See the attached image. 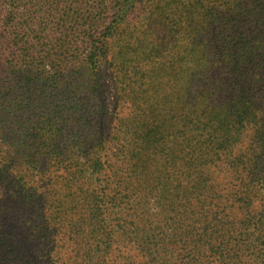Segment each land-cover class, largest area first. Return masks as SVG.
Returning <instances> with one entry per match:
<instances>
[{
    "label": "trees",
    "instance_id": "16d2710c",
    "mask_svg": "<svg viewBox=\"0 0 264 264\" xmlns=\"http://www.w3.org/2000/svg\"><path fill=\"white\" fill-rule=\"evenodd\" d=\"M218 1L116 0V11L108 25H104L102 30L84 28L82 31L88 40V54L84 61L87 82H81L75 71L65 75L59 72V67L55 68L60 66L58 56L63 51L62 44H56L55 49L50 42L44 41L45 37H41L40 44L46 50H36L27 40L28 30L23 32L22 44L16 53L20 64L15 71H19L20 78L28 83V86L24 85L27 90L32 83L43 94L53 89L58 93V87L61 88L58 100L70 104L75 119L69 125H62L56 134L61 135L60 132L67 129L76 139L72 143L71 139H65L64 147L62 141H55L54 138L48 140L45 138V119L38 123L40 127L34 128L33 135L39 133L40 137H19L12 141L4 135L0 136V219L3 217L0 231L6 228L13 231L20 224L27 241L25 245L17 244L0 232V264L51 263L54 247L50 248L42 240L47 239L46 235L60 219L48 213L46 221H42L40 184L37 183L52 166L47 161L58 168L73 167L74 177L70 175L73 181L76 183L88 177L92 188L85 196L89 204L90 227L87 235L95 243L84 242L83 259L79 260V264H132L131 255L139 257L142 251L145 261L139 260V264H179L175 260L176 254L166 249L178 231H165L167 243L160 247L152 246L151 241L156 236L155 227L144 214L138 216L137 210L145 204L140 200L132 201L129 192L150 191L147 178L152 177L161 183L158 199L164 200L170 188L165 181L167 178H164V174L168 173L166 168L180 160H183L186 168L195 166V161L204 160L215 167L213 175L224 181L222 186H218L217 194L225 207L219 212L221 215L214 217L210 225L213 226L212 231H207L210 226L206 229L207 217H204V232L197 235L196 250L207 258L204 264H241V255L247 249L253 251V263L264 264V0H251L249 17L228 10L230 23L225 20L223 5L219 4L221 7L217 8ZM245 1L228 0L226 5L232 2L241 5ZM173 12L178 13L180 18H171L169 15ZM78 16L75 12L76 24L81 18ZM178 21L185 27V42L180 49L183 59L186 62L196 61L195 73L199 81V93L187 92L181 99L178 111L184 126L196 133L193 140L184 139L187 151L181 156L171 147L162 145L167 137H156L157 130L160 135L166 131L165 122L173 120V114H159L155 124L146 120L121 123L126 118H117L121 132L113 133L108 126L106 98L97 80V75L101 76V62L109 54L110 39L118 34L120 26L126 28L122 33L128 38L131 32L134 36V28L145 30L156 23L162 28H171L177 26ZM211 24H214L211 29L214 31L213 40H199V31ZM64 31L73 38L80 36V31L75 28L54 32L62 34ZM21 32L10 31L14 34L13 44H19ZM40 33L45 32L42 30ZM128 39L123 46L128 52L119 51V64L116 65L117 75L121 77L117 90L123 93L122 78L127 73L120 56L131 54L133 47L130 46L131 39ZM157 52L153 47L149 54L152 56ZM53 54L57 55L55 62ZM47 64L53 73L45 69ZM68 83L74 84V91L87 89L94 101L83 103L79 95L73 98L68 96L69 92L74 94L68 89ZM25 99L27 106L32 104V96ZM0 108L1 112L7 111L4 101ZM60 110L58 107L57 112ZM84 134L91 135L86 163L78 156L65 159L64 154L69 151L64 149L71 144L73 146V143L83 142ZM150 134L155 136L153 139L156 143L148 141ZM246 139L248 142L244 143ZM160 145L164 146L161 152L158 150ZM248 170L253 178L247 176ZM124 172L131 175L122 177ZM204 176L201 174L199 181L181 191L179 199L182 200L184 219H193L202 207L199 196L201 191L208 188V174ZM238 212L242 213L240 218L233 215ZM128 244L136 245L139 252L123 255L125 249L120 247ZM30 245L34 246V252H30V248L28 251L25 249ZM45 251L47 253L41 259ZM181 264L198 262L192 254Z\"/></svg>",
    "mask_w": 264,
    "mask_h": 264
},
{
    "label": "rangeland",
    "instance_id": "374dc122",
    "mask_svg": "<svg viewBox=\"0 0 264 264\" xmlns=\"http://www.w3.org/2000/svg\"><path fill=\"white\" fill-rule=\"evenodd\" d=\"M227 2L228 0L217 2L218 5H223V7L219 5L217 8L221 7L225 10L226 21L229 23L231 21L228 10H234L243 17H249L248 14L252 9L251 0H246L241 5L233 2L226 5ZM115 6L116 0H0V105L4 101V105L7 106V111L1 112L0 108V113H2V121H0V131L2 132H0V136L4 135L12 141L19 137H33V139L40 137L39 133L33 135L34 128L40 127L38 123L45 119V138L62 141V147H64L65 139H71V143L73 140L75 141L76 138L74 139L67 129L62 130L61 135L56 134L62 125H69L71 120L75 119L70 104L58 100L61 88L58 87V93L53 89V91L43 94L38 90V86L32 83L30 89L27 90L25 86H28V83L20 78L21 73L19 71H15L20 64L16 53L19 51L18 47L22 44L23 32L27 30V40L36 50H46V47H42L40 44L41 37H45L44 41L50 42V46H54L55 49H57L56 44L60 43L63 45V51L58 56L60 66H55V68L59 67V72L65 75L75 71L74 74L82 79L81 82L83 80L87 82L88 73L84 61L88 54V40L82 31L84 28L102 30L104 25H108L113 18L116 11ZM75 12L79 15L78 17H81L77 24L74 23ZM169 16L174 20L180 18V15L176 12L171 13ZM207 27L204 26L199 31V40L210 42L213 40L212 34L214 31L212 32L211 29L214 24ZM65 28L78 29L80 36L73 38L65 31L62 34L54 32ZM11 30L22 31L19 33V44H13L14 34L10 33ZM42 30L45 33H40ZM124 30L126 28L120 26L118 34L110 39L111 46L108 50V57L101 62V76L97 75L99 86L102 85V95L106 98L109 113L108 126L110 125V130L113 133L118 134L121 132V124H117V118H126V121L121 123L146 120L151 124H155V122H158L159 114L165 116L173 114L175 118L165 122L166 131L160 135L157 130L156 137H167L162 145L166 148L171 147L176 154L181 156L187 151L184 139L193 140L196 137V133L185 127L178 116L181 99L187 92L199 93V81L195 73L197 63L195 60L186 62L180 50L181 45L185 42V27L182 22L178 21L177 26L171 28L170 26L162 28L157 23L154 27L150 26L145 30L141 27L140 29L134 28V36L131 32V36L128 37L131 39L130 46L133 47L130 50L131 54L120 56V59L124 61L122 64L126 65L125 72L127 73V76L122 78V87L125 88L123 93L121 90H117L119 86L117 83L120 82L121 77H119V74L117 75L116 65L119 64V61H117L119 51L128 52L123 48L129 40L122 33ZM136 37L139 38L136 40ZM139 40L140 42L136 43ZM153 47L158 52L151 56L149 51ZM52 57L55 62L57 55L53 54ZM45 69L51 73L54 72L48 64ZM81 69H84V71L82 72ZM67 87L74 91L75 86L73 83H68ZM29 95L32 96V104L27 106L25 98ZM77 95L83 103L94 101L89 97L90 94L87 93V89L84 88L74 91V94L68 93V96L72 98ZM58 107L61 109L59 113L57 112ZM176 116L178 117L176 118ZM153 134L148 136V141L152 144L156 143ZM89 137L91 135L84 134L82 139L85 140L76 145L73 143V150L72 144L64 149V151H69L64 154V158L78 156L86 163L89 153ZM1 139L0 137V143ZM247 142L246 139L244 143ZM162 145L158 147L160 152L164 148ZM190 150H192V147ZM195 162V166L190 168L184 166L183 160L178 161L175 165L167 166L168 173L164 174V178H167L165 181L170 188L164 200L159 201L158 199V189L161 183L152 177L147 178L150 191L129 192L132 201L140 200L145 204L143 208L137 210L138 216L144 214L149 218L151 225L155 227L154 233L156 236L151 241L152 246L160 247L162 244L167 243L168 239L164 236L165 231L166 233L174 230L178 231L177 236L171 244L166 246V249L172 250L173 254H176L175 260L178 263L180 262L179 264L185 263L192 254H194L198 264H204L207 261L205 256L197 253V235L204 232L205 222L203 218L207 217L205 225L207 229V226L212 224L214 217L220 214L221 209L225 207L224 201L217 194L218 186H222L224 181L221 177L213 175L215 167L208 162H204V160ZM47 163L52 164V166L49 167L44 178L37 181L40 184V204L42 203L43 209L42 221H46L48 213L55 218H59L60 221L46 235L47 239L42 241L47 242L50 248L54 247L50 264H79V260L83 259L81 253L85 246L84 242L92 245L95 243L87 235L90 227L88 225L89 204L87 203L88 198L85 196L88 190L92 188L88 183V177H83L76 183L73 181L70 176L73 175L74 177L73 167L63 169L56 167L53 162L47 161ZM159 169L163 170L161 167ZM221 169L224 170V167H221ZM201 174L203 176L208 174L206 182L208 188L201 191L199 196L202 207L197 210L193 219H184V216H182V200L179 199L181 191L190 188L193 183L199 181ZM130 175V173L124 172L122 177H129ZM247 176L253 178L249 175V170ZM98 177L102 178V176ZM231 185L233 186L232 182ZM191 190L193 189L191 188ZM257 207L255 206V208ZM143 210L146 211L143 213ZM251 210H253V207H251ZM233 215L240 218L242 213L238 212ZM0 221H3L2 216ZM212 229L213 226H210L207 231H212ZM0 232L3 235H8L7 239L17 244L25 245L27 243L26 234L20 224L13 231L6 228L5 231ZM233 235L235 233L231 237ZM29 248L30 252L35 251L33 245L25 247L27 251ZM120 249H125L123 255L139 252L134 244H128L120 247ZM46 253L47 251L41 254V259ZM138 255L139 257L131 255L134 261L132 264H139V260L145 261L143 251ZM252 255L253 251L245 250L241 255V264H255L252 261Z\"/></svg>",
    "mask_w": 264,
    "mask_h": 264
}]
</instances>
